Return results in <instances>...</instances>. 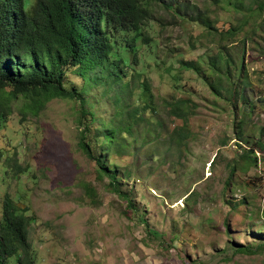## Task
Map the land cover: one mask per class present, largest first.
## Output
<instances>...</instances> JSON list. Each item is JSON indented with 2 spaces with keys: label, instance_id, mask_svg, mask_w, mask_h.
Returning <instances> with one entry per match:
<instances>
[{
  "label": "rangeland",
  "instance_id": "rangeland-1",
  "mask_svg": "<svg viewBox=\"0 0 264 264\" xmlns=\"http://www.w3.org/2000/svg\"><path fill=\"white\" fill-rule=\"evenodd\" d=\"M186 1L208 6L205 0ZM211 8L220 16L217 28L238 25L240 15L230 18V13ZM151 13L159 60L173 56L177 69L179 60L197 61L215 53L218 37L204 40L205 34L194 32L188 23L183 29L160 6H152ZM252 21L243 37L226 46L234 59L243 48L250 82L244 93L255 104L252 113L214 97L194 75L180 72L174 85L161 70L149 72L158 111L147 127L154 134L146 135L147 143L140 137L129 156L116 161L124 173L122 188L131 192L142 213L137 220L123 215L124 204L109 192L108 179L99 177L94 161L81 151L77 101L54 99L36 116L27 115L31 132L19 140L24 101L20 98L12 104L5 142H18L17 161L30 168L12 177L11 170L7 174L1 166L0 195L7 192L18 209L27 206L37 217L41 226L31 229L30 240L45 264H264V250L246 255L235 254L231 248L232 243H264L262 155L254 152L256 166L241 157L254 148V141L264 144V13ZM174 94L187 95L194 104L189 106L192 112L187 121L191 138L181 148L171 144L168 136L182 123L167 114L163 102ZM87 96L94 113L110 119L113 108L99 97V90L94 88ZM238 120L243 122L248 144L237 137ZM145 127L135 129L144 134ZM84 183L95 189L97 206L87 204Z\"/></svg>",
  "mask_w": 264,
  "mask_h": 264
},
{
  "label": "trees",
  "instance_id": "trees-1",
  "mask_svg": "<svg viewBox=\"0 0 264 264\" xmlns=\"http://www.w3.org/2000/svg\"><path fill=\"white\" fill-rule=\"evenodd\" d=\"M205 1L208 6L200 8L186 0H0V167L7 174L10 169L12 177L30 168L17 161L18 142H5L13 103L20 98L24 101L19 111V140L31 132L27 115L36 116L54 99L77 101L81 151L94 161L99 177L108 179L109 192L124 204L123 215L130 221L141 218L131 192L122 188L124 173L116 161L128 157L140 137L147 143L146 135L154 134L147 127L158 111L150 71L161 70L163 78L174 85L180 80L178 73L194 75L211 95L226 100L232 108L241 105L243 112L252 113L255 106L244 93L250 82L243 65V48L234 59L226 46L243 37L246 25L254 24L252 19L264 13V1L249 0L246 5L245 0ZM152 6L162 7L183 29L184 23L191 24L194 32L205 34L204 40L218 37L215 53L197 61L179 60L177 69L173 56L159 60V41L152 33ZM211 6L230 13V18L234 13L240 15L238 25L217 28L220 16ZM94 88L113 108L108 120L91 108L87 95ZM163 102L167 114L182 123L168 136L171 144L181 148L191 138L187 121L192 112L189 106L194 104L187 95L175 94ZM142 124H146V131L138 134L135 127ZM235 127L237 137L248 144L243 122L236 121ZM252 146L241 157L256 166L254 152L259 151L264 164V144L258 140ZM231 176L232 172L226 186ZM83 188L87 204L97 206L99 199L92 185L84 183ZM40 226L27 206L18 209L10 194H1L0 264H45L30 240L31 229ZM231 248L235 254L253 255L264 250V243H232Z\"/></svg>",
  "mask_w": 264,
  "mask_h": 264
}]
</instances>
